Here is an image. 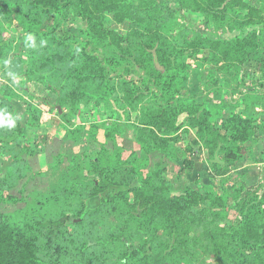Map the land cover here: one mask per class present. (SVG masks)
Segmentation results:
<instances>
[{
  "label": "trees",
  "instance_id": "obj_1",
  "mask_svg": "<svg viewBox=\"0 0 264 264\" xmlns=\"http://www.w3.org/2000/svg\"><path fill=\"white\" fill-rule=\"evenodd\" d=\"M251 62L260 76L234 85L240 101L212 103ZM1 63L0 205L20 201L28 156L45 150L26 132L39 104L85 149L39 171L35 201L0 210V264H264V177L253 191L233 179L264 135V115L246 111L264 96V0H0ZM25 89L38 101L27 118L13 103ZM90 104L100 110L84 120ZM199 159L211 182L176 193L169 167L182 176Z\"/></svg>",
  "mask_w": 264,
  "mask_h": 264
},
{
  "label": "rangeland",
  "instance_id": "obj_2",
  "mask_svg": "<svg viewBox=\"0 0 264 264\" xmlns=\"http://www.w3.org/2000/svg\"><path fill=\"white\" fill-rule=\"evenodd\" d=\"M191 17V16H190ZM191 19H193V17H191ZM110 25L112 27H116L118 30H120L121 32L126 31V26L122 25V24H116L113 22H110ZM79 25L77 24H72L70 25V23H65L64 27L65 28H76ZM235 34L234 32H228V33H224L225 36L228 35H233ZM6 35L9 36H16L17 38H19V33L18 32H14V31H10V34L7 33ZM20 52V51H19ZM17 53V51L15 52V54ZM15 54L14 59H17ZM202 76L205 77L207 74V70L211 68V66L209 64H204L202 66ZM5 68L2 66V63L0 64V84L1 82L4 81L3 78H5L6 76L3 75ZM260 76V70H259V65H257L254 62L251 63H246L245 65H243L242 69H241V75L239 76V79H241L240 81H236L233 78L227 79L229 81H222L220 85L214 86L211 88L212 91V95L210 97L212 103H220L221 101H227V102H235L239 99H241L242 94H239L235 91L234 89V85H236L237 83H242L243 81H245L247 83V85L251 84L253 82V79H256ZM202 78H197V77H193L190 82H189V89L191 90H195L197 88H199V86L202 84ZM24 81V80H22ZM27 87V89L29 90V92H33L38 96H46L48 98V101L52 104L55 103V94L50 93L48 91H46L44 89V87L42 85H40L39 83H35V82H29L28 84H24V87ZM257 87V86H255ZM252 87L249 90L247 88H249L248 86H243L241 88V90L244 92H254L257 93L258 89ZM254 88V89H253ZM256 89V90H255ZM237 93V94H236ZM259 95H263L261 93H258ZM260 99H258V101L254 102L252 105V107L250 108V110H246L248 112V114L251 115H255V116H263L264 115V96H259ZM34 101V102H38L35 101L33 98H31V96L26 92L25 90H18L16 92V95L13 98V103L15 104V108L16 111L23 115L25 118L28 117V113L26 112V103L28 101ZM41 106V108L46 109L42 115L41 120L39 121V125L41 126H46V128H50L52 122L54 123V121H60L62 120L60 114H58L55 110L50 112L48 111L49 107L47 105H43V104H39ZM246 107V103L243 102L241 104H239V110L243 111ZM62 108V107H61ZM85 112L82 113V118L84 120L86 119H90L91 116H95L98 114L100 109H97L95 107H93L91 104L90 105H86L84 106ZM63 111V108H62ZM79 119V118H76ZM80 120V119H79ZM35 123H37L36 125H38V121H35ZM35 126V127H29L26 129L27 132V137L29 139V141H32L34 138H37L39 140H44L46 141V145L45 148L48 144V141L51 139H54V137H56L58 134L55 132H52V130H47V129H39L40 126ZM61 136V135H59ZM41 137V138H40ZM122 145H124L125 147H132L134 145L133 140L128 136L126 138H124L121 141ZM81 145V144H80ZM113 144H109V146L112 148ZM69 149L68 151H71V147L67 146ZM87 149H92L90 146H86ZM76 149V150H75ZM74 152H82V148L79 150L77 148V144L75 146ZM44 152V151H43ZM36 155V154H35ZM35 155H31V156H35ZM75 155V154H74ZM31 156H28V159H30ZM64 156V155H63ZM66 156V155H65ZM73 156V155H72ZM58 157L57 159L60 160L62 158L61 155L56 156ZM55 157V158H56ZM55 158L53 160V162L55 161ZM63 159V158H62ZM200 160V159H199ZM201 161V160H200ZM52 162V163H53ZM30 163V162H29ZM50 163V164H52ZM68 161H64V164L68 165ZM30 165V164H29ZM63 165V166H66ZM34 166V165H33ZM48 167V166H47ZM179 165L177 163H175V167L173 168L172 166L169 167L168 171H167V177L168 179L171 180V182L174 184V188L176 190V193H179L183 190H185L189 185H195V182H197L198 180L200 182H204V181H210V179H208V177L206 176V171H204L205 169V165L200 163V165H197V171L196 169H192L189 172L184 173L182 176L178 175L179 174ZM31 171H29L26 176L28 174H30ZM204 177H201V176ZM26 176L21 180H25ZM234 180L237 179L238 182L240 184H243L246 188V190H260L261 189V185L260 182L262 181L263 177H264V135H262L259 139L258 142H256L253 147L252 150L250 152V154L247 156V158L245 159V161H243V163L241 164L240 167H238V169H235L234 171ZM44 179V178H43ZM45 181V180H44ZM16 186L15 188H13V192L18 195L20 197V199H22L18 205L17 208H15V210L24 207L25 205L28 204V202H33L37 199V197L41 194H39L38 196H36L35 194L31 193V191L28 190V187L26 185H22V189L17 190ZM14 211V210H12ZM230 216L235 219L236 217V213L234 210H230Z\"/></svg>",
  "mask_w": 264,
  "mask_h": 264
},
{
  "label": "crops",
  "instance_id": "obj_3",
  "mask_svg": "<svg viewBox=\"0 0 264 264\" xmlns=\"http://www.w3.org/2000/svg\"><path fill=\"white\" fill-rule=\"evenodd\" d=\"M64 122L62 120L60 121H54L50 125L51 127L48 129L46 126H41L39 125V129H47V130H52V132L57 133L58 135L54 137V139H51L48 141V144L44 150V152L40 154H36L35 156H31L29 159V171L30 174L26 176V179L23 181H20L19 184L17 185V190L22 189V185H26L28 187V190L31 191V193L35 194L38 196L41 192L45 191L47 188L46 182L44 181L41 173L39 171H43L47 168V166L53 162L54 158L56 156L61 155L62 156V161L63 165L64 161H69V159L72 157V155L80 153L74 152L75 146L77 144V148L80 150L81 148L84 150L85 147L78 141H75L70 135V132L67 131L64 126ZM61 135V136H59ZM81 144V145H80ZM71 147V151H68V147ZM76 150V149H75ZM82 150V151H83ZM64 155V156H63ZM66 155V156H65ZM201 160V159H200ZM198 160L197 165H200V163L205 165L204 171H206V176L209 179V172H208V164L205 162H202ZM34 165V166H33ZM197 165L195 167L197 171ZM27 172V173H28ZM201 177H204L203 175ZM205 183H208L209 181H204ZM22 199H20L21 201ZM19 201V202H20ZM11 203V204H2L0 205V210L2 211H12L17 208L18 203Z\"/></svg>",
  "mask_w": 264,
  "mask_h": 264
},
{
  "label": "clouds",
  "instance_id": "obj_4",
  "mask_svg": "<svg viewBox=\"0 0 264 264\" xmlns=\"http://www.w3.org/2000/svg\"><path fill=\"white\" fill-rule=\"evenodd\" d=\"M7 123H8L9 125H11V121H7Z\"/></svg>",
  "mask_w": 264,
  "mask_h": 264
},
{
  "label": "water",
  "instance_id": "obj_5",
  "mask_svg": "<svg viewBox=\"0 0 264 264\" xmlns=\"http://www.w3.org/2000/svg\"><path fill=\"white\" fill-rule=\"evenodd\" d=\"M60 111H62V108L60 107Z\"/></svg>",
  "mask_w": 264,
  "mask_h": 264
}]
</instances>
